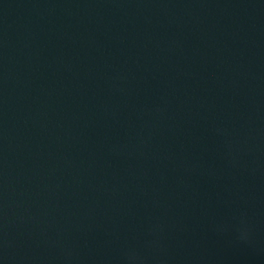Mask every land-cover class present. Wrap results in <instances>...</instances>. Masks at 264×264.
<instances>
[{
	"label": "water",
	"instance_id": "95a60500",
	"mask_svg": "<svg viewBox=\"0 0 264 264\" xmlns=\"http://www.w3.org/2000/svg\"><path fill=\"white\" fill-rule=\"evenodd\" d=\"M0 264H264V0H0Z\"/></svg>",
	"mask_w": 264,
	"mask_h": 264
}]
</instances>
